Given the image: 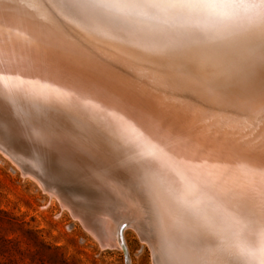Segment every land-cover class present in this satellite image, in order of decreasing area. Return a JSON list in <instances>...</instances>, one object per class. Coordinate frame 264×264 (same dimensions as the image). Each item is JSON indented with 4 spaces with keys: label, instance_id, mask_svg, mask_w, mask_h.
<instances>
[{
    "label": "bare ground",
    "instance_id": "bare-ground-1",
    "mask_svg": "<svg viewBox=\"0 0 264 264\" xmlns=\"http://www.w3.org/2000/svg\"><path fill=\"white\" fill-rule=\"evenodd\" d=\"M157 111L246 179L163 150ZM0 154L101 247L129 226L156 264L264 256V0H0Z\"/></svg>",
    "mask_w": 264,
    "mask_h": 264
},
{
    "label": "rangeland",
    "instance_id": "rangeland-1",
    "mask_svg": "<svg viewBox=\"0 0 264 264\" xmlns=\"http://www.w3.org/2000/svg\"><path fill=\"white\" fill-rule=\"evenodd\" d=\"M155 112L149 115L160 127L163 150L188 159L210 160L216 171L232 182L246 179L248 163L238 152L207 144L193 125L178 115ZM205 151L212 153L203 154ZM115 200L126 203L125 198ZM110 224H102L107 238ZM248 225L254 236L262 239L255 216L248 218ZM97 237L0 154V264H156L151 248L129 226L122 229L121 249L101 247ZM200 264H264V256L206 249Z\"/></svg>",
    "mask_w": 264,
    "mask_h": 264
},
{
    "label": "water",
    "instance_id": "water-1",
    "mask_svg": "<svg viewBox=\"0 0 264 264\" xmlns=\"http://www.w3.org/2000/svg\"><path fill=\"white\" fill-rule=\"evenodd\" d=\"M119 240H122V239H121V233H119Z\"/></svg>",
    "mask_w": 264,
    "mask_h": 264
}]
</instances>
